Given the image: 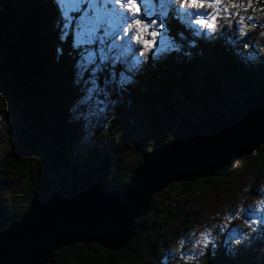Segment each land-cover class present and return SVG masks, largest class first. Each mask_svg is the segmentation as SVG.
I'll list each match as a JSON object with an SVG mask.
<instances>
[{
	"label": "trees",
	"instance_id": "obj_1",
	"mask_svg": "<svg viewBox=\"0 0 264 264\" xmlns=\"http://www.w3.org/2000/svg\"><path fill=\"white\" fill-rule=\"evenodd\" d=\"M59 11L64 9L58 0H0V101L16 120L15 128L8 130L9 149L0 156V190H7L0 193V231L18 221L33 199H46L67 189L73 179L93 168L104 167L109 188L125 186L156 141L168 144L173 140L181 119L198 118L209 106L232 108L264 82V56L256 64L247 62L229 53L223 39L192 47L187 27L169 12L166 30L179 51L153 58L135 83L112 94L116 139L107 147L95 145L79 158L83 118H77L72 107L80 97L81 86L74 81L80 53L72 47V36L59 39ZM57 48L62 54H57ZM105 70L97 81L107 88L111 69ZM113 78L118 79V74ZM140 117L147 140L130 135L128 121ZM130 151L134 159L122 172ZM263 161L264 145L214 177L175 183L167 189L178 186L185 197L216 195L239 171ZM158 197L151 199L149 210L136 220L138 231L125 249L109 251L95 243L76 244L55 252L50 264H170L165 261L167 245L189 225L186 216L160 210ZM224 236H218L219 247L208 249L202 264H264V256L256 258L253 248L227 255L231 251L223 244Z\"/></svg>",
	"mask_w": 264,
	"mask_h": 264
},
{
	"label": "water",
	"instance_id": "obj_2",
	"mask_svg": "<svg viewBox=\"0 0 264 264\" xmlns=\"http://www.w3.org/2000/svg\"><path fill=\"white\" fill-rule=\"evenodd\" d=\"M264 145V82L232 108L207 107L194 123L183 118L165 144L156 141L121 188H109L104 167L67 189L33 199L23 216L0 231V264H50L55 252L95 243L125 249L151 199L174 183L213 177Z\"/></svg>",
	"mask_w": 264,
	"mask_h": 264
},
{
	"label": "rangeland",
	"instance_id": "obj_3",
	"mask_svg": "<svg viewBox=\"0 0 264 264\" xmlns=\"http://www.w3.org/2000/svg\"><path fill=\"white\" fill-rule=\"evenodd\" d=\"M178 2L179 0H177V6ZM255 7L259 9L260 7H264V4H257ZM67 8L68 6H63L65 12H67ZM141 8L143 10V4H141ZM169 12H171V10H169ZM173 15L179 22L187 27L186 29L193 38L190 41L191 45L199 44L201 41H207L204 36L196 35L197 33L202 32V30L198 26L190 24L187 17L175 13H173ZM241 15H254L256 17L254 22H246L244 25V30L247 33V36H241L239 30L235 33H231V29L227 28L225 25V30L229 35H226L221 39H223L225 48H227L229 53L231 52L234 56H240L245 58L247 62L256 64L258 59L264 56L262 48L264 40V34H262L264 33V14H261L259 11L255 13H246L242 11ZM157 18H159L158 8ZM166 20L167 17L163 20L164 28L162 29L163 34L160 39L164 40L165 38H168L172 41L166 30ZM218 23L223 25L224 22L218 21ZM253 23L260 25V27H253ZM215 31L219 32V27ZM187 35L189 34L187 33ZM245 39H247L248 43L242 44L241 42ZM172 42L174 43V41ZM174 45L178 48L177 43H174ZM90 47L92 48V46ZM109 55L114 56L115 53H110ZM161 57L163 56H160L159 52H157L156 56L153 58L156 59ZM96 59L97 66L101 69L95 74V78L98 79V74H100V72L103 73L106 71L105 68L110 67L109 65L106 66L107 64H101L100 53H96ZM96 87L99 95H92L91 100H88L87 97L81 100V96L84 93V87L81 85L80 97L74 104L80 105L78 112L87 113V115L81 116V118H83V131L77 142V154L79 158L85 156L95 145L98 148L107 147L109 142L116 139L118 125L112 122V106L110 107V98L112 95L107 96L106 86L98 83ZM104 98H107L106 105L103 103ZM98 106L107 107V112L109 114L106 119L105 115L97 110ZM184 112V110H181V115H184ZM132 119L128 121L131 138H143L147 140L142 117L134 118V120ZM192 120L194 123L198 122V118H193ZM15 123L16 120L14 116L3 102L0 101V156L9 149L10 140L8 130L10 127L15 128ZM104 124H106L107 127L102 126ZM133 154V151H130L127 155V158L121 167L122 172L132 163L134 159ZM237 162L238 161L233 162L231 167H236L235 164ZM238 175L234 178L233 182L226 183L216 195H209L208 197H205L200 193H197L193 197H185L180 195L181 190L178 186H172L167 189L170 185L158 194L159 197L156 200V206L160 210L166 209L172 214L186 216V223L189 225L186 229L179 231L174 240L167 245L168 254L165 261L168 260V263L170 264H202L203 257L208 249L204 253L200 251L202 245L197 243V241L200 240L201 233L206 230L211 234L210 238L215 244V248H209L210 251H214L219 247L217 243L218 236L225 234L223 244L228 245L231 251L227 255H234L240 250H246L247 247L253 248L254 256L256 258L264 256L263 233L253 231L252 228L246 226L251 220L264 217V161L258 163L254 167L239 171ZM109 178L110 177L107 175L105 178L107 182L110 180ZM0 193L5 194L7 193V190H0ZM163 198L165 199V203L161 202V199ZM241 209H243V211H241ZM150 215L151 214L148 215V218H150ZM257 227L259 228L261 226ZM218 229L223 230L218 231ZM180 240H184L182 246L178 243ZM235 241H239V244H236ZM174 249H178V251H175ZM233 250H235V252H233Z\"/></svg>",
	"mask_w": 264,
	"mask_h": 264
},
{
	"label": "snow or ice",
	"instance_id": "obj_4",
	"mask_svg": "<svg viewBox=\"0 0 264 264\" xmlns=\"http://www.w3.org/2000/svg\"><path fill=\"white\" fill-rule=\"evenodd\" d=\"M58 3L68 6L67 12H58L62 24L59 39L66 41L72 36V47L80 53V58L74 64V81L77 87H84L81 100L85 97L91 100L92 95H99L96 87L98 81L95 78V74L101 70L97 66V51L100 53L101 64H108L111 68L107 96L122 93L135 83L136 77L157 52L166 57L179 51L170 39H160L164 28L163 20L169 15V10L187 17L190 24L198 26L202 32L196 35L204 36L208 42L218 41L229 35L225 25L231 29V33L239 30L240 35L246 37L244 25L246 22H254L256 17L241 15V12L259 11L264 14V7H255L257 4H264V0H179L178 6L177 0H58ZM218 21H223V25ZM252 26L260 27L254 23ZM218 27L219 32L215 31ZM241 43L247 44L248 41L245 39ZM92 45H96V48L87 47ZM197 46L198 44L192 45ZM56 52L58 55L62 54V49L57 48ZM110 53L115 55L110 56ZM116 74L118 79L113 78ZM103 103L107 104V98L103 99ZM79 106L77 104L72 107L77 118L87 115L78 112ZM97 110L107 118V107L98 106ZM102 126L107 127L106 124ZM246 226L264 233V217L251 220ZM210 237L211 234L206 230L197 241L202 245L203 253L209 248H215ZM178 243L182 246L184 240Z\"/></svg>",
	"mask_w": 264,
	"mask_h": 264
},
{
	"label": "clouds",
	"instance_id": "obj_5",
	"mask_svg": "<svg viewBox=\"0 0 264 264\" xmlns=\"http://www.w3.org/2000/svg\"><path fill=\"white\" fill-rule=\"evenodd\" d=\"M262 34H264V33H262ZM235 243L236 244H239V241H235ZM175 251H178V249H174ZM200 251H202V249L200 250Z\"/></svg>",
	"mask_w": 264,
	"mask_h": 264
},
{
	"label": "bare ground",
	"instance_id": "obj_6",
	"mask_svg": "<svg viewBox=\"0 0 264 264\" xmlns=\"http://www.w3.org/2000/svg\"><path fill=\"white\" fill-rule=\"evenodd\" d=\"M214 107V106H213Z\"/></svg>",
	"mask_w": 264,
	"mask_h": 264
}]
</instances>
